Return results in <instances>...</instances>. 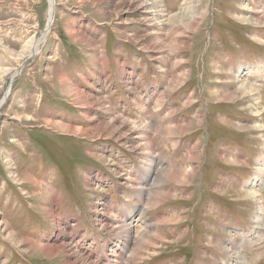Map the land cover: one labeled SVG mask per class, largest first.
Wrapping results in <instances>:
<instances>
[{"label": "rangeland", "instance_id": "374dc122", "mask_svg": "<svg viewBox=\"0 0 264 264\" xmlns=\"http://www.w3.org/2000/svg\"><path fill=\"white\" fill-rule=\"evenodd\" d=\"M54 4L0 0V264H264V0Z\"/></svg>", "mask_w": 264, "mask_h": 264}, {"label": "bare ground", "instance_id": "6f19581e", "mask_svg": "<svg viewBox=\"0 0 264 264\" xmlns=\"http://www.w3.org/2000/svg\"><path fill=\"white\" fill-rule=\"evenodd\" d=\"M54 7H55V4H53L52 3V0H49V10L51 11V14L50 15H48V18H47V20H48V22H47V25H46V28H45V30H44V33L42 34V36H39V38L35 41V43H36V45H35V51H38V46H40V44L45 40V37H46V35H47V33H48V31H49V26L51 25V22H52V20H53V17H54ZM185 8V7H184ZM52 13H53V16H52ZM181 13H182V15H186V13L187 12H185V10L182 12L181 11ZM189 18H193V15L192 14H190V17ZM33 49H34V46H33ZM33 49H32V51L31 52H33ZM19 73V72H18ZM15 78V77H14ZM14 78H12V79H10V81H13V79ZM12 83V82H11ZM10 82H9V84H8V90L5 92V95H4V97H3V99L1 100V101H4V99H5V97H6V95H7V92L9 91V86H10V84H11ZM149 163V162H148ZM263 164V163H262ZM149 167H147V169H148ZM256 181L257 180H261L262 181V179L264 178V175H263V172H261L260 174H258L257 176H256ZM259 217V214H256V217L255 218H258ZM255 220V219H254ZM124 224V223H123ZM122 224V225H123ZM126 224H128V223H126ZM126 224H124L123 225V227H128V225H126ZM130 228V227H129ZM128 228V229H129ZM127 229V230H128ZM260 231V230H259ZM127 232V231H126ZM127 234V233H126ZM125 234V235H126ZM130 235V234H129ZM126 236L124 239V242H122L124 245H127L128 244V242H129V240L131 239V236ZM113 258H114V260H115V262H116V264H127L128 262H127V258H126V256H125V254H124V251H119V252H115L114 251V255H113ZM113 260V259H112Z\"/></svg>", "mask_w": 264, "mask_h": 264}, {"label": "water", "instance_id": "95a60500", "mask_svg": "<svg viewBox=\"0 0 264 264\" xmlns=\"http://www.w3.org/2000/svg\"><path fill=\"white\" fill-rule=\"evenodd\" d=\"M52 3L54 4V0H52ZM52 16H53V13H52ZM12 81H10V83H11ZM1 104V103H0Z\"/></svg>", "mask_w": 264, "mask_h": 264}]
</instances>
